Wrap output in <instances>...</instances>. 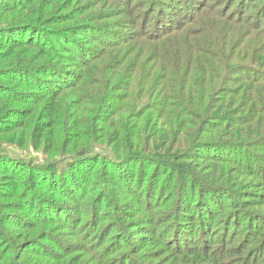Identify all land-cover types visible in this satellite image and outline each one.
<instances>
[{"label":"trees","instance_id":"trees-1","mask_svg":"<svg viewBox=\"0 0 264 264\" xmlns=\"http://www.w3.org/2000/svg\"><path fill=\"white\" fill-rule=\"evenodd\" d=\"M257 1L0 0V262L264 264ZM213 222L242 239L210 247Z\"/></svg>","mask_w":264,"mask_h":264},{"label":"rangeland","instance_id":"rangeland-1","mask_svg":"<svg viewBox=\"0 0 264 264\" xmlns=\"http://www.w3.org/2000/svg\"><path fill=\"white\" fill-rule=\"evenodd\" d=\"M79 1H83V0H79ZM96 3H98V5H104L106 2H108L109 0H92ZM220 0H210V3H213V7H217L219 5V2ZM217 3V4H216ZM258 7L256 9L252 8L250 10H247V12H245L244 14V17L245 19L247 20V23L248 22H252L253 19L252 17H250L249 15L252 14V12H256L258 11V9H260L262 7V5L264 4V0H260V1H257L256 2ZM206 4V2H205ZM219 8H217L216 11H219L218 10ZM113 12L115 13L114 15H120V10L118 9H113ZM119 17H122V16H119ZM100 19V18H99ZM264 21V19H263ZM87 22V21H86ZM149 27V25H148ZM151 27H149V29L147 28V32L149 33V30H151ZM134 29V28H133ZM132 28H127L126 30H122V31H117L118 33H132L131 31L133 30ZM151 57H149L150 59ZM35 147H36V142H34L33 144H31L29 146L28 149H25L26 151H31L32 154L31 156L34 157V159H37L38 161L39 160H43L44 159V156L42 155V153H39L35 150ZM2 150H5L9 153V155H16L18 158H21L23 159L24 161H28L27 157L28 155L27 154H24V156H19L17 154H14V152H17V150H14L12 151V149H9L7 146L6 147H1ZM25 150H22L21 152L25 151ZM24 153V152H23ZM208 167V165H207ZM134 169H138V166L135 167ZM6 171L5 170H1L0 171V177L3 176V175H6L5 174ZM36 189V187L34 188ZM248 191H250V193L256 191L255 189L251 188L249 189ZM116 196V194H114ZM241 197V196H240ZM223 214H220L219 216H222ZM119 218V217H118ZM193 227H195L197 230H198V225H197V221H194ZM103 225L99 227V229H102ZM212 232H211V235H209L206 239H207V245L209 244L210 247H217V246H220V245H225L226 243L229 244V243H233V244H238L239 241L242 239V234H239L236 238L233 236L232 238H229V236L234 229L236 230H239L241 229V227L237 228L238 225H231V224H219V223H216V222H213L212 224ZM233 229V230H230L229 229ZM9 229V228H8ZM8 235L16 242L20 239H23V240H28L29 237L31 235H33V233L31 232V229H24V230H21L15 234H11L10 233V230L7 231ZM101 232H98V231H93V232H87L82 240H79V239H76V237H73L70 239V241L73 242L74 245H82L84 242H86L89 246L91 245H94L96 244L95 242L99 243L100 241H103L102 237L99 235ZM115 234H111L108 239L109 240H113L114 239V236ZM227 235V237H226ZM228 238V240H227ZM4 244H0V252L1 250L5 251V248L3 247ZM28 249V248H27ZM18 254V258H17V262L21 263L23 262L24 264H39V258H36L35 256L32 255L31 252L27 251V250H23L21 249L20 252H17ZM78 256L80 259L75 263V264H83L84 262H87L89 264H94V263H98V260L100 259H96L95 256H92L91 254V251L90 253L87 252V251H84L82 249H80L79 251H75V252H72L68 257H73V256ZM7 259V258H6ZM255 261H260L261 260V255H257L255 258ZM7 260H2L0 262V264H5ZM40 261H43V262H47V263H51V264H54L55 261H49L47 259H44V260H40ZM67 261L64 262V264H66ZM229 264H236L235 262H232V263H229Z\"/></svg>","mask_w":264,"mask_h":264}]
</instances>
